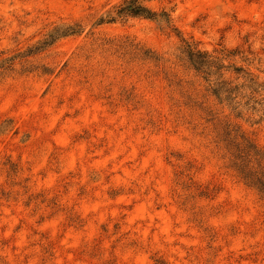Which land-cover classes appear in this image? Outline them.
<instances>
[{"label": "rangeland", "instance_id": "obj_1", "mask_svg": "<svg viewBox=\"0 0 264 264\" xmlns=\"http://www.w3.org/2000/svg\"><path fill=\"white\" fill-rule=\"evenodd\" d=\"M122 1L0 0V264H264V195L212 116L262 151L264 119L189 59L264 82V0H143L169 24L108 22Z\"/></svg>", "mask_w": 264, "mask_h": 264}, {"label": "trees", "instance_id": "obj_2", "mask_svg": "<svg viewBox=\"0 0 264 264\" xmlns=\"http://www.w3.org/2000/svg\"><path fill=\"white\" fill-rule=\"evenodd\" d=\"M142 1L143 0H123L116 7L114 12L107 15V21L111 22L116 19L138 16L150 20H158L166 25L169 24L170 17L168 13L164 11L161 12L160 19H157V14L147 8ZM69 33H74V30L69 31ZM192 55L195 56V59H191L190 57L189 59L194 71L205 72L207 76L211 73H217L214 87H210V93L218 103H224L223 105H226L231 112L235 113L238 117L241 116L244 106H246L248 109H252L254 112L259 113V120L264 119V102H261L264 99L254 98V94L264 90V82L259 83L258 81L249 78L245 83L232 85L227 80L221 79L222 73H218V70L222 66L218 65L215 60L209 59L206 53L196 51L192 53ZM141 56L147 60H153L157 63L160 62V58L148 50L142 51ZM212 66L216 68L214 72L210 71ZM207 90H209V88H207ZM238 97H245V101L248 102L243 103L240 101L242 99H237ZM215 117H217L216 114H214L212 118H214L215 123L220 125L221 131H223L231 141L236 142V144H234L236 151L231 150L230 152V165L246 184L256 188L262 195H264V166L261 163L264 158V151L257 147L245 135L239 125L232 124L230 121H217ZM233 127H235V129Z\"/></svg>", "mask_w": 264, "mask_h": 264}]
</instances>
